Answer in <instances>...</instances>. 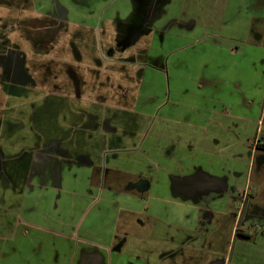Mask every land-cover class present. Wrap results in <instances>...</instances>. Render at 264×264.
<instances>
[{
	"label": "rangeland",
	"instance_id": "1",
	"mask_svg": "<svg viewBox=\"0 0 264 264\" xmlns=\"http://www.w3.org/2000/svg\"><path fill=\"white\" fill-rule=\"evenodd\" d=\"M63 2L84 4L0 0V224L4 219L12 227L19 220L29 169L39 165L46 150H63L62 159L81 161L96 149L95 138L133 130L136 139L117 145L124 150L137 146V151L129 149L115 162L114 151L108 153L109 165L130 173L109 172L106 185L119 188L112 179H123L145 180L151 187L143 194L144 213L117 215L119 254H135L139 240L160 246L181 240L193 248L189 264H264V149L256 147L264 142V53L258 54L251 38L227 36L232 31L226 20L221 33L207 24L200 29L205 33L196 49L200 57L191 63L185 50L167 53L164 67L180 78L163 68L160 87L167 89L146 92L155 77L151 71L139 73L151 69L148 57L134 60L124 44L109 58L104 27L87 29L84 16L67 20ZM142 30L126 25L124 35ZM124 88L131 89L129 95ZM171 117L184 122L173 123ZM105 165L97 177L104 178ZM155 204L160 211L186 212L189 220L182 226L189 230L174 231L166 240L162 221L151 215L158 213ZM237 231L250 240L243 241ZM10 236L0 228L1 240Z\"/></svg>",
	"mask_w": 264,
	"mask_h": 264
},
{
	"label": "crops",
	"instance_id": "2",
	"mask_svg": "<svg viewBox=\"0 0 264 264\" xmlns=\"http://www.w3.org/2000/svg\"><path fill=\"white\" fill-rule=\"evenodd\" d=\"M82 1L84 4L63 2L69 10L66 19L73 20L84 16L82 22L86 24L84 26L87 29H94L97 25L103 26L104 33L110 40L109 48L104 53L108 54L109 58H115L116 51L123 50L124 44L134 60L142 56L146 62L148 57L151 69L147 67L139 72L144 76L151 71L155 76L150 86L145 89L146 92L155 93L166 88L165 84L160 87V81L164 80L160 75H164V69L169 76L171 72L175 78H180V73L169 65L164 67L167 53L169 55L185 50L184 53L188 52L191 63L200 57L196 49L204 43L201 38L205 36V33H200V29L207 24L215 33H221L224 31L223 22L226 20L225 23L232 31L225 33L227 36L232 39L239 38V35L242 37L240 39L251 38V45L258 49V54L264 53V29L261 28L264 23V0H117L111 4L110 0ZM130 5L133 6L131 10ZM160 8H163L161 13ZM221 10L223 15H220ZM207 11L211 15H208ZM208 16L214 18L209 20ZM126 25L141 27L143 30L140 33L124 35ZM143 42L146 43L145 47ZM195 70V73L199 74V68H194L193 71ZM133 79L137 77L134 76ZM177 83H174V86ZM130 90H126L128 95ZM169 94L171 95V90ZM147 99H153V96ZM137 120L133 123L137 124ZM170 120L176 124L184 122L175 117ZM186 127L192 128L191 124H186ZM127 133L95 138L96 149L88 152L89 156L81 161L73 156L62 159V153L59 152L63 150H46V153H43L46 155L38 160L37 167L32 163L29 169L31 177L27 182L19 220L12 227V223L4 219L0 224L2 230L11 232L10 237L2 239L3 241L0 239V264H147L149 260L153 261L151 264H182L184 261L186 264L190 263L193 248L191 244L181 240L162 246L153 243L154 240H139L132 250L135 254H119L123 245H115L117 215L120 212L144 213L148 201L144 200L143 194L151 187L145 180L132 183L123 179L122 182L112 179V184H118L119 188L111 184L106 185V175L109 172L119 175L130 173L125 167L108 163V153L112 151L114 162L120 156L123 159L125 153H130L131 150L137 151V146L124 150L117 145L128 142V137L131 140L136 139L135 131ZM157 139L160 138L157 136ZM70 151L72 153V150ZM59 154L61 157L55 156ZM103 165L104 178H99L97 175H102ZM194 165L198 167L199 164L194 163L192 167ZM99 190L101 196L97 199ZM133 204H136L137 208H134ZM153 207L158 213L152 212L151 215L162 221V235L166 240L174 231L180 235L189 230L188 227L182 226L189 220L186 212L174 208L160 211L157 204ZM157 234L155 237H158ZM241 235L243 241H247L248 234ZM174 260H178L177 263H172ZM211 264H227V261H212Z\"/></svg>",
	"mask_w": 264,
	"mask_h": 264
},
{
	"label": "flooded vegetation",
	"instance_id": "3",
	"mask_svg": "<svg viewBox=\"0 0 264 264\" xmlns=\"http://www.w3.org/2000/svg\"><path fill=\"white\" fill-rule=\"evenodd\" d=\"M257 147V150L260 149V148H263L264 149V142L261 143L260 141L258 142V144L256 145ZM236 236H240L242 237L241 233H239L238 231L236 232ZM247 240H250V237H247L246 238Z\"/></svg>",
	"mask_w": 264,
	"mask_h": 264
}]
</instances>
